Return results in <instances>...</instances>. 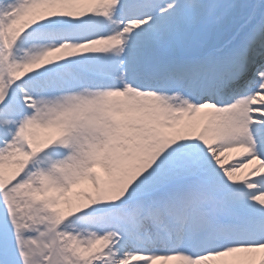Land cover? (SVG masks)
Segmentation results:
<instances>
[{"label": "snow or ice", "instance_id": "snow-or-ice-1", "mask_svg": "<svg viewBox=\"0 0 264 264\" xmlns=\"http://www.w3.org/2000/svg\"><path fill=\"white\" fill-rule=\"evenodd\" d=\"M0 264H264V0H0Z\"/></svg>", "mask_w": 264, "mask_h": 264}]
</instances>
